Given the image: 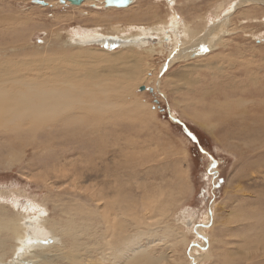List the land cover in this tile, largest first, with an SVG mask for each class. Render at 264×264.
<instances>
[{"label": "rangeland", "instance_id": "1", "mask_svg": "<svg viewBox=\"0 0 264 264\" xmlns=\"http://www.w3.org/2000/svg\"><path fill=\"white\" fill-rule=\"evenodd\" d=\"M106 1L75 6L0 0V66L17 63L1 67L0 76L29 69L50 79L64 68V76L76 74L93 92L96 78L110 80L128 106L110 122L100 115L81 117L83 128L75 132L53 125L16 136L0 129V206L26 209L35 203L59 221L82 205L98 213L97 193L119 197L135 210L146 199L153 201L158 230L172 225L178 234L153 250L167 256L158 264H264L258 242L264 241V5L244 6L233 16L239 0H133L130 8L108 7ZM171 12L192 25L205 14L196 27L233 16L235 31L224 37L225 47L218 44L163 71L174 47L152 57L143 47L131 51L111 41L65 46L75 35L117 38L131 24L155 27ZM209 62L224 73L203 81L215 70L206 68ZM129 69L141 76L125 90ZM195 78L202 80L189 82ZM210 86L218 98L205 93ZM212 158L217 167L209 173ZM186 220L205 227L201 236L189 231Z\"/></svg>", "mask_w": 264, "mask_h": 264}, {"label": "bare ground", "instance_id": "2", "mask_svg": "<svg viewBox=\"0 0 264 264\" xmlns=\"http://www.w3.org/2000/svg\"><path fill=\"white\" fill-rule=\"evenodd\" d=\"M85 2L82 0L83 4ZM174 2L176 0H172L171 3ZM69 3L67 0L64 2L67 5ZM250 4L264 5V0H239L234 6L236 11L233 16L238 10ZM204 15L197 16L192 25L180 20L171 12L167 15L165 22L158 23L154 25L155 27L131 24L129 32L117 38H110L114 36L111 33L94 34L86 38H79L75 35L73 39L70 38L65 42V46L82 48L91 46V44L110 43L106 39L110 38L112 44L116 43L118 47L131 51L143 47L149 55L163 54L165 47H174L175 51L178 49L175 58H171V53L174 51L169 54L168 63L162 67L163 71L176 62L190 60L199 54L198 45L200 43L207 45L209 50L215 49L218 44L225 47L228 43L224 37L232 35L235 31V28L231 29L234 22L233 16H220L207 25L205 21L196 27V21L202 19ZM247 20L249 18H242L239 21ZM4 63L0 66V70L1 67L8 69L9 66L17 64L7 61ZM200 68H204V64L200 65ZM206 68H210L209 71L215 70L211 71L203 81L209 78H219L224 73V69L216 62H209ZM130 71L132 69L127 72L129 83L124 86L125 90L141 76L140 72ZM64 72L66 74L63 68L58 73L52 74L50 79L45 77L41 71L35 72L29 69L25 72L18 70L17 73L1 75L0 129L12 132L16 136L29 131L36 134L37 129H51L53 125L56 126V130L63 128L66 131L71 126L75 129L71 130L75 132L79 126L83 128V123H80L83 121L81 117L93 118L92 115L96 117L100 115L110 122L115 118L114 114L128 110L125 99L118 97L119 88L109 83L110 80L96 78V82L93 83L95 92H93L88 88L87 81L75 77L76 74L72 77L64 76ZM71 73H75L74 69ZM189 74H194L193 69ZM184 75L183 70L177 73V80L181 82ZM200 80L202 79L195 78L189 82L196 84L200 83ZM122 85L121 82L120 86ZM205 93L216 95L212 86L208 87ZM219 96L216 95L217 98ZM117 98L120 103L112 100ZM134 106L139 109L141 104L137 102ZM49 136L52 134L49 133ZM97 194L100 198L95 195V200L102 202L98 206V213L91 208L92 205L90 207L88 205V208L82 205L78 213L71 215L70 219L61 217L59 221L50 217L47 208L44 207L45 210L42 211L35 203L26 209L17 203L9 208L0 206V264H4L7 259L10 260V264H158L162 259L167 258L166 255H156L153 250L178 234H175L171 228L172 225L162 227V232L158 230L157 220L152 221L156 218L153 213V201L145 199L139 205V209L135 210L126 202L123 206L119 197L114 198L111 195L107 197L103 192ZM61 214L64 216L65 212ZM229 217L232 218V216ZM130 219L134 223L132 227L128 223ZM183 224L196 235L202 234L205 228L203 226V228H196L195 221L186 220ZM48 240L51 243H47ZM182 240L186 243L184 237ZM258 242L264 245V241Z\"/></svg>", "mask_w": 264, "mask_h": 264}, {"label": "snow or ice", "instance_id": "3", "mask_svg": "<svg viewBox=\"0 0 264 264\" xmlns=\"http://www.w3.org/2000/svg\"><path fill=\"white\" fill-rule=\"evenodd\" d=\"M109 2H110V3H112V2H116V3H120V4H125V3H127V0H109ZM171 2H172V0H170V3H171ZM229 11H232V8H229ZM198 49H199V52H200V53H208V52H209V48H208L207 45H205L204 43H200V44L198 45ZM178 51H179V50L177 49V51L172 52V53H171V58H175L176 55H177V52H178ZM190 139H192L193 142H196V138H195V137L190 136ZM201 152H202V154H203L204 150L201 149ZM216 167H217V165H216V162H215V158H212V159L210 160V165H209V168L207 169V171H208L209 173H212V172L215 170ZM47 243H51V241L48 240Z\"/></svg>", "mask_w": 264, "mask_h": 264}, {"label": "water", "instance_id": "4", "mask_svg": "<svg viewBox=\"0 0 264 264\" xmlns=\"http://www.w3.org/2000/svg\"><path fill=\"white\" fill-rule=\"evenodd\" d=\"M62 3H64L66 0H60ZM67 1H69L72 5H75V6H77V5H81V3H82V0H67ZM131 3H133V0H127V3H125V4H120V3H116V2H112V3H110L109 2V0H107L106 1V5L108 6V7H118V8H124V7H128L129 5H131ZM112 40V39H111ZM107 41H110L109 39H107ZM174 121H176V120H174ZM186 133H188V135H189V132L188 131H186ZM191 135V134H190Z\"/></svg>", "mask_w": 264, "mask_h": 264}]
</instances>
